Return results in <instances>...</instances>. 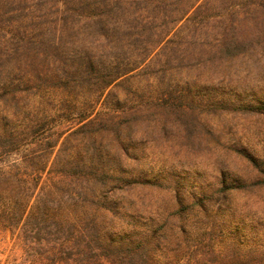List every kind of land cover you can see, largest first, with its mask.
<instances>
[{
  "label": "rangeland",
  "instance_id": "374dc122",
  "mask_svg": "<svg viewBox=\"0 0 264 264\" xmlns=\"http://www.w3.org/2000/svg\"><path fill=\"white\" fill-rule=\"evenodd\" d=\"M93 62L139 66L120 87L128 107L146 108L139 158L129 162L165 186L128 194L135 209L165 216L177 209L178 189L199 194L223 179L251 183L262 175L247 155L264 162V0H0V83L34 80L21 115L64 106L45 71L65 68L82 94L89 75L77 68ZM76 122L55 125L59 131ZM222 160L245 167L226 172ZM232 207L264 237V187L236 192ZM241 252L259 255L264 240L244 243ZM22 254L21 241L0 231V264H17Z\"/></svg>",
  "mask_w": 264,
  "mask_h": 264
},
{
  "label": "trees",
  "instance_id": "16d2710c",
  "mask_svg": "<svg viewBox=\"0 0 264 264\" xmlns=\"http://www.w3.org/2000/svg\"><path fill=\"white\" fill-rule=\"evenodd\" d=\"M59 68L44 73L52 72L51 90L63 93L59 113L48 105L41 114L21 115L24 98L35 95L34 80L0 83V231L21 241L17 264H264V252L252 258L241 252L264 237L232 207L236 192L264 187L263 161L247 155L262 174L251 183L223 179L211 192L190 195L178 189L177 209L165 216L135 209L128 194L165 186L129 162L139 158L146 108L128 107L120 87L139 66L78 67L89 75L82 94L68 78L74 75ZM258 108L264 110L263 99ZM72 119L57 131L58 120Z\"/></svg>",
  "mask_w": 264,
  "mask_h": 264
},
{
  "label": "snow or ice",
  "instance_id": "6c2138e0",
  "mask_svg": "<svg viewBox=\"0 0 264 264\" xmlns=\"http://www.w3.org/2000/svg\"><path fill=\"white\" fill-rule=\"evenodd\" d=\"M222 170L224 171H230L231 169H243L245 166L244 164H242L239 160H234L231 163V169L229 166V163L227 161L222 160L219 165H218ZM261 169L264 170V163H262L261 165ZM233 174H238L236 172H233ZM239 195H244V193H240Z\"/></svg>",
  "mask_w": 264,
  "mask_h": 264
}]
</instances>
